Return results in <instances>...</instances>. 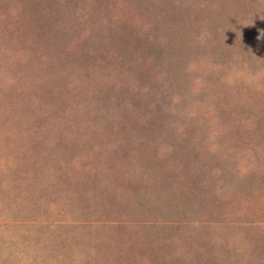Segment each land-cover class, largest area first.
<instances>
[{"label":"rangeland","instance_id":"obj_1","mask_svg":"<svg viewBox=\"0 0 264 264\" xmlns=\"http://www.w3.org/2000/svg\"><path fill=\"white\" fill-rule=\"evenodd\" d=\"M0 264H264V0H0Z\"/></svg>","mask_w":264,"mask_h":264}]
</instances>
